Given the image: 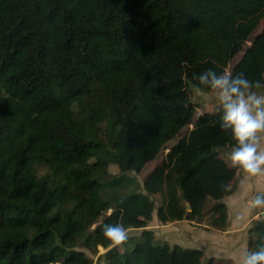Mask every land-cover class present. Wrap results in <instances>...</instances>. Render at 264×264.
<instances>
[{
  "label": "trees",
  "instance_id": "1",
  "mask_svg": "<svg viewBox=\"0 0 264 264\" xmlns=\"http://www.w3.org/2000/svg\"><path fill=\"white\" fill-rule=\"evenodd\" d=\"M263 18L264 0H0V264H91L77 248L98 247L104 264H222L147 229L155 211L200 222L209 200L226 227L237 169L220 156L233 141L218 109L140 187L126 174L192 123L203 71L264 83ZM106 223L142 232L119 250ZM252 223L248 250L264 236V217Z\"/></svg>",
  "mask_w": 264,
  "mask_h": 264
},
{
  "label": "clouds",
  "instance_id": "2",
  "mask_svg": "<svg viewBox=\"0 0 264 264\" xmlns=\"http://www.w3.org/2000/svg\"><path fill=\"white\" fill-rule=\"evenodd\" d=\"M198 89L207 90L214 99L220 115V129L231 134L233 144L229 155L232 168L241 171L245 180L264 175V150H260L264 133V88L260 80L251 81L244 72L217 71L209 68L195 77ZM227 188V185H221ZM252 219L261 222L264 217V193H258L248 201ZM252 227L255 224L249 222ZM105 239L111 247H118L128 240L127 229L120 223L102 226ZM240 264H264V236L260 237L255 250H245Z\"/></svg>",
  "mask_w": 264,
  "mask_h": 264
},
{
  "label": "rangeland",
  "instance_id": "3",
  "mask_svg": "<svg viewBox=\"0 0 264 264\" xmlns=\"http://www.w3.org/2000/svg\"><path fill=\"white\" fill-rule=\"evenodd\" d=\"M263 24L264 18L262 19L259 28L256 32L260 31ZM239 57L240 55L235 58V61H237ZM256 91H258L259 93H264V89H259ZM188 93L191 103L196 108V111L193 115L192 123L182 131V133L179 135V137H177L176 140L169 143L167 147L162 150L156 160L149 162L140 173L135 174L131 172L126 174L127 176L134 179L136 187H140L142 185V182L145 177L160 164L170 147L176 144V142L180 138L186 135V133L192 128L194 121L198 117L205 113L215 112L218 109L214 99L211 98V95L208 92L202 91L190 85L188 87ZM219 152L220 156L225 158L228 164H230L229 155L231 152V147L219 149ZM38 171L40 174L45 172V170L41 168H39ZM109 171L112 175L118 174V169L114 165H111L109 167ZM152 199L155 201L157 206L160 204V196H153ZM213 204L214 202L211 200L207 202L204 208L205 217L200 222L189 221L184 219L182 221L161 225L156 218L155 211L152 215V220L149 222L147 229L153 231L155 242L158 244L166 243L170 246L177 244L181 247L196 248L202 250L204 262L209 258H213L214 260H217L222 264H240L241 256L246 250L245 244L247 243V233L249 228L251 227V224L249 222H253L251 217L252 214H250V217L248 219L244 220L240 218V216H237L236 210L232 211L233 209L230 208V226H228L229 230L228 234H226L225 232L223 233L221 231H218L216 229V226L212 223V218L209 209ZM229 204L232 205V202H229ZM232 214L234 217H232ZM234 222L235 224L243 225L237 229H233L232 223ZM127 232L128 238H137L140 236L142 229L131 228L127 229ZM117 248L119 250H122L124 246H118ZM77 250L83 251L86 255V258L90 261L91 264H104V254L107 252L108 249L98 247L96 251L87 250L85 248H77Z\"/></svg>",
  "mask_w": 264,
  "mask_h": 264
},
{
  "label": "crops",
  "instance_id": "4",
  "mask_svg": "<svg viewBox=\"0 0 264 264\" xmlns=\"http://www.w3.org/2000/svg\"><path fill=\"white\" fill-rule=\"evenodd\" d=\"M260 150H264V133L261 134V140H260ZM223 158V157H222ZM225 159V158H224ZM226 161V159H225ZM228 164V162L226 161ZM230 165V164H228ZM231 166V165H230ZM232 192L230 195L223 198V203L227 205V225L224 229H218V231L225 232L228 234V226H230V217H231V209L236 210L237 216L242 219H248L250 217V214H252L251 217H253V212L249 209L248 201L255 196L258 193H264V175H259L256 177H251L247 180L244 178V174L237 170L235 177L231 183ZM226 200V201H225ZM229 202H232V205L229 204ZM232 217L233 214H232ZM253 220V219H252ZM254 221V220H253ZM243 223V222H242ZM243 224H235L232 223L233 229H237ZM249 234L247 233V242H248ZM240 238V237H239ZM238 240V238H237ZM187 248V247H185ZM246 250H248L247 243L245 244Z\"/></svg>",
  "mask_w": 264,
  "mask_h": 264
},
{
  "label": "water",
  "instance_id": "5",
  "mask_svg": "<svg viewBox=\"0 0 264 264\" xmlns=\"http://www.w3.org/2000/svg\"><path fill=\"white\" fill-rule=\"evenodd\" d=\"M187 209L189 210V206L187 205ZM186 220H188V216L185 217Z\"/></svg>",
  "mask_w": 264,
  "mask_h": 264
}]
</instances>
